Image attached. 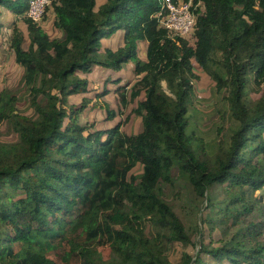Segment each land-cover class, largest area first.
Listing matches in <instances>:
<instances>
[{"label":"trees","instance_id":"trees-1","mask_svg":"<svg viewBox=\"0 0 264 264\" xmlns=\"http://www.w3.org/2000/svg\"><path fill=\"white\" fill-rule=\"evenodd\" d=\"M197 1L202 8L196 10L192 45L158 27L161 0H103L97 8L95 0H51L60 37L24 17L29 44L23 49L15 30L10 48L34 115L18 113L16 98L0 93V124L7 122L17 134L15 142L0 141V264H174L165 242L192 243L163 197V185L176 178L195 200H209V187L224 185L231 226L242 225L221 247L201 239L199 253L230 264H264V240L242 217L251 209L244 203L249 191L264 186V0ZM26 2L0 0V7L17 12ZM116 32L122 44L101 52V39ZM142 40L143 61L136 54ZM191 59L209 73L217 92L225 91L236 122L226 147L211 156L200 155L199 138L188 131ZM129 61L140 75L129 100L143 93L133 109L140 130L126 134L120 124L106 130L79 124L80 106L67 99L86 89L76 72L94 65L117 70ZM250 84L259 91L252 100ZM117 92L125 104L126 90ZM136 164L141 173L129 176ZM173 169L177 174L171 175ZM254 200L264 208V194ZM142 218L165 232L146 236ZM100 246L108 247V260ZM193 262L205 264L187 253L176 264Z\"/></svg>","mask_w":264,"mask_h":264},{"label":"rangeland","instance_id":"rangeland-1","mask_svg":"<svg viewBox=\"0 0 264 264\" xmlns=\"http://www.w3.org/2000/svg\"><path fill=\"white\" fill-rule=\"evenodd\" d=\"M28 1L25 7H21L17 12L0 7V93L5 90L16 98L15 108L18 113L33 116L34 111L29 103V91L23 83V69L14 61L13 52L10 48V41L15 30H17V34L20 37L23 49H26L29 44L26 24L24 23ZM95 1V8L103 2V0ZM47 5L43 11V19L41 17L36 22L50 37H60L61 33L53 25L54 13L52 7L49 4ZM120 38L121 33L117 32L111 37L102 38L100 51L103 52L106 49L115 50L122 44ZM184 39L191 45L194 42L192 34L185 36ZM145 49V40L137 43V58L139 60H145ZM191 64L194 76L191 77V88L188 96V131L195 138H199L197 144L200 155L207 153L211 156L217 152L220 146L226 147L236 122L229 116L230 111L228 110L225 91L217 92L215 82L209 73L193 59H191ZM93 67H96V65ZM100 67L102 68H94L92 72L78 73L80 77L86 78V89L70 95L68 100L69 104L75 107L80 106L78 110L83 109L77 122L82 125L84 122L90 123L89 127L87 126L88 130H106L116 124H120V131L123 133H137L141 128V119L140 116L133 113V109L136 107L137 101L143 98V93H140L137 99L130 101L129 90L130 86L140 75L134 73L132 63L128 65L123 63L117 70ZM106 78L110 79V82L113 80L120 81L114 85H109V83L106 84ZM117 85L126 90L125 104L119 101V94L116 91ZM105 86L109 90H106ZM161 86L170 95L164 81L161 82ZM96 96L101 97H97L95 104H93L92 102ZM258 96L259 91H255L254 86L250 84L247 89L248 99L252 100ZM82 99L84 100L82 101ZM86 103L87 105H85ZM109 109L114 114L111 117L107 115V110ZM262 137L264 138V134ZM16 140L17 134L12 131L7 122H2L0 124V141L15 142ZM261 156L262 162H264V154ZM141 171L142 166L136 164L128 175L137 177ZM175 174H177V170L173 169L171 175ZM162 192L163 197L171 204L176 214L180 217L192 240V243L186 246H182L179 243L171 245L165 242V254L168 255L170 261L174 264L179 263L182 254L187 253L192 259H196L197 256L205 264H230L226 260L221 262L208 259L206 254L199 253V242L201 239L206 246L218 248L223 246L237 230V234L242 231V225L231 226L232 219L228 217V210L225 209L230 198L225 192V186L211 185L207 191V198H209L207 201L205 197L202 200L193 199V193L180 178L174 179L172 184L163 185ZM260 194H264V186L261 189L249 191L244 203L251 206V209L242 215L246 221L254 223L259 230L260 233L257 237L259 241L264 240V225L261 224L264 221L262 214L264 208L260 203H256L254 197ZM224 212H226V218L223 217ZM142 220L146 236L151 237L154 233L163 234L165 232V229H162L147 218H142ZM257 224L261 225L258 226ZM98 249L102 259L108 260L110 258L107 246H100Z\"/></svg>","mask_w":264,"mask_h":264},{"label":"built area","instance_id":"built-area-1","mask_svg":"<svg viewBox=\"0 0 264 264\" xmlns=\"http://www.w3.org/2000/svg\"><path fill=\"white\" fill-rule=\"evenodd\" d=\"M51 0H29L25 11L26 17L36 22L43 15L45 6ZM160 9L156 11L155 17L158 27L164 29L171 39L184 38L193 34L196 21V10H201L200 1L193 0H161Z\"/></svg>","mask_w":264,"mask_h":264},{"label":"crops","instance_id":"crops-1","mask_svg":"<svg viewBox=\"0 0 264 264\" xmlns=\"http://www.w3.org/2000/svg\"><path fill=\"white\" fill-rule=\"evenodd\" d=\"M117 33H120V32H117ZM120 39H121V38H120ZM138 42H141V41H138ZM138 42H137V43H138ZM145 42H146V41H145ZM119 46H120V45H119ZM136 54H137V49H136ZM145 55H146V49H145ZM145 55H144V57H145ZM142 61H143V60H142ZM131 63H132V65H133V70H134V63H133L132 61L126 62V63H124V64L128 65V64H131ZM96 67H97V68H102V67H100V66H96ZM96 67H92V69H91L89 72H92V71L94 70V68H96ZM76 73L78 74V73H82V72H76ZM85 73H86V72H85ZM134 73H135V72H134ZM78 76H79V75H78ZM79 77H80V76H79ZM80 78H83V77H80ZM84 79H86V78H84ZM119 81H120V80H118V81H117V80H116V81L113 80L112 82H110V79H107V78H106V84L109 83V85H114L115 83H118ZM86 86H87V85H86ZM118 87L120 88L119 85H117V88H118ZM117 88H116V91H118ZM105 89H106V90H109V88L106 87V86H105ZM74 94H75V93H74ZM71 95H72V94H71ZM99 95H100V94H99ZM69 96H70V95H69ZM69 96L67 97L68 100H69ZM97 97L100 98L101 96H96L95 99H94V101L92 102L93 104H95V102H96V98H97ZM83 100H84V99H82V101H83ZM68 104H69V102H68ZM69 105H71V104H69ZM85 105H87V103H86ZM72 106H73V105H72ZM74 107H75V106H74ZM82 111H83V109H81L80 111H78V115H77V117H76L77 119H78V117L81 115V112H82ZM85 123H86V122H84L83 125H88V127H89L90 123H89V124H88V123L85 124Z\"/></svg>","mask_w":264,"mask_h":264}]
</instances>
